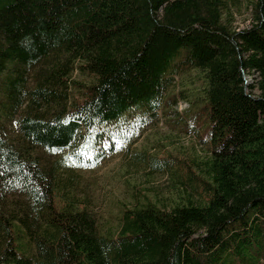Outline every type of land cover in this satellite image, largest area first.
<instances>
[{
    "label": "trees",
    "instance_id": "trees-1",
    "mask_svg": "<svg viewBox=\"0 0 264 264\" xmlns=\"http://www.w3.org/2000/svg\"><path fill=\"white\" fill-rule=\"evenodd\" d=\"M223 1L0 0V75L8 61L39 62L60 39L89 51L98 73L63 117L24 119L34 142L87 165L110 128L168 106L176 74L197 69L205 103L186 125L208 147L201 161L148 158L179 178L170 208L143 193L117 232L103 233L85 200L12 152L11 85L0 96V264H264V0L236 32L221 24ZM20 171L34 201L27 220L5 206Z\"/></svg>",
    "mask_w": 264,
    "mask_h": 264
},
{
    "label": "rangeland",
    "instance_id": "rangeland-1",
    "mask_svg": "<svg viewBox=\"0 0 264 264\" xmlns=\"http://www.w3.org/2000/svg\"><path fill=\"white\" fill-rule=\"evenodd\" d=\"M257 1L224 0L221 24L233 32L250 27L258 17ZM88 52L75 40L60 39L35 64L6 62L0 75V96L3 99L8 87L14 85L16 98L10 100L12 107L4 120L3 133L20 161L52 180L58 179L62 186L67 185L86 201L101 232L116 233L123 210L133 207L138 197L143 199V193L156 199L163 208L171 206L176 186L181 185L179 178L168 169L153 167L150 162L153 157L162 160L171 153L188 162L207 157V144L189 132L186 125L187 117L205 103L202 100L205 83L197 69L178 72L170 88L174 96L168 106L154 113L138 110L133 118L116 124L110 128V135L99 140L100 154L95 160L84 162L87 165L75 164L70 161L68 150L47 149L34 142L24 119L63 117L89 94L88 88L97 82L98 73ZM245 78L246 83L254 81L252 74H245ZM197 94L201 96L199 105L193 103ZM198 123L204 129L203 117H199ZM176 162L173 161L175 165ZM4 197L8 211L22 220L31 216L34 201L24 173L20 171L4 189Z\"/></svg>",
    "mask_w": 264,
    "mask_h": 264
}]
</instances>
